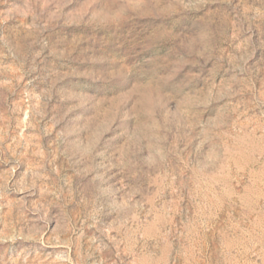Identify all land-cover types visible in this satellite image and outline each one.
<instances>
[{
	"label": "rangeland",
	"instance_id": "1",
	"mask_svg": "<svg viewBox=\"0 0 264 264\" xmlns=\"http://www.w3.org/2000/svg\"><path fill=\"white\" fill-rule=\"evenodd\" d=\"M0 264H264V0H0Z\"/></svg>",
	"mask_w": 264,
	"mask_h": 264
}]
</instances>
